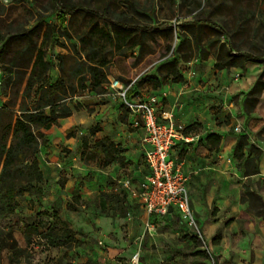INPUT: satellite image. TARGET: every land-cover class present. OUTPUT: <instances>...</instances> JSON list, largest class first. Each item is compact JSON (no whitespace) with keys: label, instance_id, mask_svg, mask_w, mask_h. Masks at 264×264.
Masks as SVG:
<instances>
[{"label":"crops","instance_id":"obj_1","mask_svg":"<svg viewBox=\"0 0 264 264\" xmlns=\"http://www.w3.org/2000/svg\"><path fill=\"white\" fill-rule=\"evenodd\" d=\"M105 30L110 33L112 27ZM171 30L175 35L174 26ZM200 31L194 37L187 33L189 44L161 56L152 41L143 47L137 42L108 44L103 68L109 82L134 81L129 98L156 97L158 115L169 118L161 121L184 126L185 135H198L189 143L177 140L169 158L188 176L186 187L200 236L174 209L154 217L147 214L137 196L149 172L145 131L106 82L100 90L86 88L75 96L81 107L45 131L47 142L38 157L45 180L42 202L51 206L58 197H76L84 209L80 224L75 223V211H60L63 219L86 233L80 237L83 259L72 264H130L134 253L139 254V264H264V212L259 213L263 207L241 201L247 189L264 203V89L249 114L244 108L259 65L247 60L243 68L216 66L215 47L206 43L213 32L204 27ZM85 76L88 85L90 74ZM0 98L5 100L2 94ZM236 125L240 131L234 130ZM95 126L98 130L90 135ZM210 133L221 136L218 150L206 139ZM241 134L261 149L255 174L245 175L243 161L233 155ZM103 137L121 147L123 165L104 166L99 155L91 157L94 141ZM244 152L247 156L248 148ZM68 202L65 199L64 209Z\"/></svg>","mask_w":264,"mask_h":264},{"label":"trees","instance_id":"obj_2","mask_svg":"<svg viewBox=\"0 0 264 264\" xmlns=\"http://www.w3.org/2000/svg\"><path fill=\"white\" fill-rule=\"evenodd\" d=\"M127 2L125 5H127L128 11L132 9L139 16H144L147 21L150 19L149 22L155 24L152 31L160 29L158 21L154 19L152 14L143 13L130 0H127ZM173 2V5L177 7L181 6V3L175 4L176 0H173ZM51 3L61 21H64L65 14L72 15L79 10H86L95 18L90 22L87 32L79 38V46L72 44V55L76 57V64L73 68H71L72 66L65 68L64 59L67 54H53L49 49L48 33L54 28L50 25H47L46 34L42 37L40 43L32 39L31 36L40 23H38V26L14 34L15 37L25 39V42L7 60L3 56L8 38L0 36V70L3 72L0 81V93L5 97L0 105V220L15 212L18 206V198L25 194L33 196L38 203H42L45 195V180L38 157L41 147L47 142L45 131L57 124L60 118L71 115L74 109L81 107V103L75 99V96H78L86 88L100 90L102 84L109 83L103 70L106 51L102 53L103 49L94 47L91 38L98 17L104 16L110 22L112 29L123 35L125 42H137L142 47L147 42L145 32L148 29H144L138 20L136 21L132 16H128L127 11H121L118 15L119 18L112 21L107 17L106 13L109 9L107 7L97 12L87 8L84 6L85 4L73 0H51ZM189 11L188 14L191 15V19L179 22L174 26L175 36L179 43L172 50L175 51L176 48L185 43L189 44L186 39L187 33L194 37L196 30L201 32L200 29L204 27L213 32V36L208 38L206 43L215 47L216 66L220 68H243L249 55L231 47V40L226 36L228 32L217 27L209 19L199 17L203 7L193 6ZM168 26L165 32L172 31V26ZM154 34L150 33L152 42L155 41ZM62 35L67 36V38L71 37L64 30ZM181 38L182 42H180ZM195 43L196 45L199 44L196 41ZM170 50L169 45L165 46L160 52V56ZM54 59L57 60V64ZM252 59L260 60L254 57ZM90 60H95L94 64L87 62ZM55 68H58L60 72L56 79L51 74ZM87 73L90 74L91 79L88 85L85 82ZM174 76L180 78L176 71H174ZM263 89L264 72H261L246 94L244 101L246 113L249 114L254 109ZM97 130V126L92 127L90 135H94ZM83 138L85 139V137ZM206 139L212 149H219L221 140L219 134L210 133L206 136ZM93 148L94 151L89 154L91 157L99 155L102 165L105 166L112 162L124 164L121 147L108 137L94 141ZM245 148L249 150L247 156H245ZM260 154L261 149L254 144H250L247 135L241 134L233 149V155L237 160L243 161L242 167L245 175L258 172ZM246 200L262 206L263 208L259 213L264 212V203L256 193L246 189L241 201ZM23 235L26 247L12 244L9 257L10 264H17L20 258L26 257V248L32 244L34 237L41 240L40 244L44 248L63 247L65 249L58 264H72L71 261L62 260L67 250L82 243L68 221L60 217L53 208L40 209L36 212L34 219L25 221L23 223ZM3 237L4 232L0 228V264L1 251L5 247ZM219 238V235H217L214 242L218 241ZM200 252L206 254L205 251Z\"/></svg>","mask_w":264,"mask_h":264},{"label":"rangeland","instance_id":"obj_3","mask_svg":"<svg viewBox=\"0 0 264 264\" xmlns=\"http://www.w3.org/2000/svg\"><path fill=\"white\" fill-rule=\"evenodd\" d=\"M81 4H85L89 9L100 12L107 7V17L112 19L119 18L121 11H127L128 16H132L134 20H138L144 29L145 39L150 43V33H155V41L153 44L159 48L160 52L165 46L169 45L171 49L179 42L172 31L165 29L168 25L175 26L179 22L189 21L191 19L190 9L193 6L203 7V11L199 17L206 18L216 24L217 27L227 31L226 36L231 40V47L239 49L247 53L248 61L257 63L260 69L258 75L264 72V0H176L175 4L181 3L177 7L173 5V0H130L135 4L136 8L146 14H152L154 19L158 21L159 28L152 31V22L144 16H139L132 9L128 11L125 5L127 0H73ZM152 9V10H151ZM151 10V11H149ZM95 18L94 15L86 10H79L70 15L65 14L60 20L57 11L53 8L51 0H0V36L8 38L3 58L7 60L16 49L21 47L25 39L15 37L14 34L26 31L34 26H38L36 31L31 34L32 39L38 43L46 34L47 25L54 27L48 33V47L53 54H67L64 59L65 68H73L75 66L76 57L72 55V44H77L79 38L87 32L90 22ZM111 27L110 22L99 16L96 26L93 27L91 38L94 47L101 48L102 53L108 48V44H123L125 39L122 34H118L114 29L110 34L105 28ZM67 31L71 37L62 35V31ZM107 31V33H106ZM69 53V54H68ZM258 58L260 60L252 59ZM57 64V60L54 59ZM1 65V64H0ZM58 68L52 70V77L59 74ZM3 72L0 70V81ZM1 96V94H0ZM2 99L0 98V104ZM69 199L64 209V201ZM54 205L41 204L36 201L33 196L23 195L18 198V206L13 214L0 220V228L4 232L5 247L1 251V264H10L9 257L11 255V246L26 247L23 235V223L34 219L35 214L40 209L53 208L57 214L63 218L60 211L71 213L75 211V223L82 222V209L79 202L71 198L58 197L53 201ZM53 211V210H48ZM68 221V220H67ZM71 228L76 231L78 237H86V233L75 224L73 227L71 221H68ZM76 228V229H74ZM41 240L34 237L32 244L26 248V257L20 258L17 264H58L65 249L63 247L44 248ZM82 244L67 250L62 261L76 262L77 259H83L79 255L82 250ZM140 262V258H139ZM88 264V261L85 262Z\"/></svg>","mask_w":264,"mask_h":264},{"label":"built area","instance_id":"obj_4","mask_svg":"<svg viewBox=\"0 0 264 264\" xmlns=\"http://www.w3.org/2000/svg\"><path fill=\"white\" fill-rule=\"evenodd\" d=\"M134 81L128 84L118 79L109 82L117 91L124 105L136 116V123H141L147 147L144 150L145 163L149 172L140 182L137 196L149 216L164 215L174 209L185 225L200 236V230L190 207V198L186 187L188 176L169 158V153L177 140L189 143L198 139L197 134L185 135L184 126L160 118L169 119L165 113L158 115L157 99L153 95L129 98L127 93ZM240 131L239 126H234ZM130 264H139V254L134 253Z\"/></svg>","mask_w":264,"mask_h":264}]
</instances>
